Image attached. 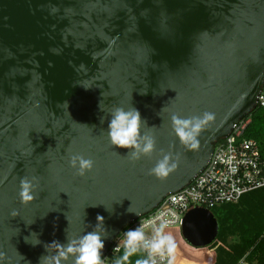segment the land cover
Here are the masks:
<instances>
[{
  "label": "water",
  "instance_id": "1",
  "mask_svg": "<svg viewBox=\"0 0 264 264\" xmlns=\"http://www.w3.org/2000/svg\"><path fill=\"white\" fill-rule=\"evenodd\" d=\"M263 86L264 0H0L2 264H55L62 251L60 264H75L67 248L88 234L100 236L103 259L207 168ZM117 108L140 113L138 143L151 138V153L135 158L136 148L112 143ZM205 113L214 120L190 149L172 117ZM73 155L94 169L77 175ZM166 156L177 168L160 180L151 170ZM181 232L204 249L219 223L195 208Z\"/></svg>",
  "mask_w": 264,
  "mask_h": 264
},
{
  "label": "built area",
  "instance_id": "2",
  "mask_svg": "<svg viewBox=\"0 0 264 264\" xmlns=\"http://www.w3.org/2000/svg\"><path fill=\"white\" fill-rule=\"evenodd\" d=\"M258 108L264 109V86L258 98ZM257 108V109H258ZM252 123L251 115L235 126L233 133L216 146L207 168L193 183L179 193L168 196L152 213L135 221L110 246L102 259L103 264H121L125 251L123 242L126 233L142 229L149 241L156 238V230L162 225L163 234L181 229L186 215L195 208L213 210L228 204H237L243 196L264 189V157L258 142L246 137ZM146 261L155 264H169L170 256L149 254L141 247ZM175 264H179L175 261ZM238 264H252L243 258Z\"/></svg>",
  "mask_w": 264,
  "mask_h": 264
},
{
  "label": "clouds",
  "instance_id": "3",
  "mask_svg": "<svg viewBox=\"0 0 264 264\" xmlns=\"http://www.w3.org/2000/svg\"><path fill=\"white\" fill-rule=\"evenodd\" d=\"M172 119L175 131L182 143L190 149H197L199 147L197 137L202 128L208 122L214 120V115L212 113H205L202 118L197 117L191 120H184L173 116ZM140 126L141 117L137 110L125 112L123 109L117 108L110 122L109 135L112 143L123 148H136L138 151L134 153L135 158H138L139 152H143L145 155L151 153L154 149V141L151 138H144L145 143L142 148L138 143ZM169 160L170 158L166 156L151 170V174L160 180L166 179L177 168V164H170ZM71 165L79 176H85L94 169V161L85 159L80 155H73L71 157ZM32 188L33 185L29 180L25 179L21 181L20 198L22 202L26 203L33 199ZM98 219L102 221L103 218L98 217ZM164 227H167V225H162L156 230V238L151 241L145 238L142 229L127 232L123 242L125 254L122 259L127 261L131 255L135 254L141 247H144L149 249L150 256L162 254L166 251L170 256L169 264H175L176 244L170 234H163ZM103 247L104 244L99 235L88 234L80 241L79 247L74 248L70 245L67 248V252L79 253L75 264H103L100 256ZM61 257L66 258L65 252L62 251L59 257L53 258L55 264H60ZM0 264H2V260H0ZM117 264H120V262L118 261ZM138 264H155V261H138Z\"/></svg>",
  "mask_w": 264,
  "mask_h": 264
},
{
  "label": "trees",
  "instance_id": "4",
  "mask_svg": "<svg viewBox=\"0 0 264 264\" xmlns=\"http://www.w3.org/2000/svg\"><path fill=\"white\" fill-rule=\"evenodd\" d=\"M246 137L258 142L264 157V109L252 115ZM219 223L217 240L207 248L189 245L181 229L170 230L176 244L175 261L179 264H238L246 258L252 264H264V189L246 194L237 204H228L211 210ZM121 264H138L146 255L137 251Z\"/></svg>",
  "mask_w": 264,
  "mask_h": 264
}]
</instances>
